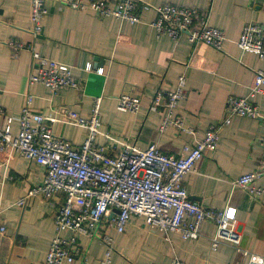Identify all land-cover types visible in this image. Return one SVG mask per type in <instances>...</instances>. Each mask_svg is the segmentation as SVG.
<instances>
[{
  "label": "crops",
  "instance_id": "1",
  "mask_svg": "<svg viewBox=\"0 0 264 264\" xmlns=\"http://www.w3.org/2000/svg\"><path fill=\"white\" fill-rule=\"evenodd\" d=\"M116 1V0H111ZM146 6L138 11L139 21L129 23L113 16L100 17L92 9L77 10L46 0L41 31L31 33V0H0V106L18 116L27 94L31 111L41 113L53 133L76 147L86 129L70 122L67 112L87 117L93 101L100 97L101 125L95 143L116 154L125 144L145 149L155 143L162 152L179 156L212 127H218V142L207 149L195 170L186 173L183 184L191 200L215 210L236 208L239 246L264 256V197H255L233 181L255 170L260 162L264 136V87L253 97L257 118L235 116L220 125L226 99L246 96L254 72L264 69V60L242 51L236 40L245 23L264 25V0H138ZM171 3L207 12L210 25L221 29L226 40L221 49L194 45L186 34L177 40L158 34L151 26L155 7ZM28 45L12 55L9 42ZM32 50L63 63L80 82V88L52 92L43 84H29L35 71ZM97 58V59H96ZM99 59V60H98ZM86 63L91 69L86 70ZM97 68L103 72L98 73ZM185 75V98L176 113L193 135L168 126L159 131L162 113L148 102L174 89L179 75ZM121 93L138 95L142 105L136 112L121 111L116 98ZM19 130L18 121L11 133ZM46 169L18 154L0 151V264H43L55 233V209L63 202L54 197L51 206L40 195L25 197L32 186L43 182ZM264 187V175L255 181ZM24 198L22 205L16 201ZM104 219L98 233L113 232ZM104 230V231H103ZM215 225L205 221L200 236L185 240L176 231L163 232L131 216L122 233L114 235L109 264H170L174 256L184 264H246L247 257L231 244L210 248ZM64 237L71 231H64ZM82 253L64 264H100L106 245L98 237L80 235Z\"/></svg>",
  "mask_w": 264,
  "mask_h": 264
},
{
  "label": "built area",
  "instance_id": "2",
  "mask_svg": "<svg viewBox=\"0 0 264 264\" xmlns=\"http://www.w3.org/2000/svg\"><path fill=\"white\" fill-rule=\"evenodd\" d=\"M46 0H31V33L37 36L42 27V18L46 14ZM72 9H92L100 17L113 16L135 23L145 3L138 0H53ZM155 19L151 26L158 34L168 35L177 40L186 34L194 45L204 44L221 49L226 36L224 32L209 23L207 12L196 7L177 6L163 3L155 7ZM242 51L256 54L264 60V25L258 22L245 23L236 40ZM12 55L19 50L29 48L20 41L9 42ZM35 71L29 75V84L40 83L52 92L63 89L80 88V82L73 76L69 66L43 56L32 50ZM86 70L91 64L86 63ZM102 73V68H97ZM185 75L177 78L174 89L165 91L162 96L149 100L150 107L156 106L162 113L159 131L168 126L179 133L193 135L194 130L186 127L181 116L175 111L180 100L185 98ZM264 87V69L254 72L249 92L246 96H232L226 99L225 116L222 125H228L235 116L257 118L258 107L253 97ZM32 95L27 94L18 116L9 115L0 106V151L15 153L33 160L45 167L43 182L32 186L25 197L40 195L51 206L54 197L61 196L63 202L55 209V233L46 252L43 264L70 263L82 253L78 242L80 235L98 237L106 245V251L100 264H109L112 257L114 234L122 233L131 216L141 217L146 225L165 233L179 232L183 239H196L200 236L201 225L209 221L215 225L210 238V248L226 243L247 257L246 264H264V256L241 249V235L236 224V208L226 205L215 210L202 206L190 199L183 177L195 170L204 151L214 149L218 142V127H210L202 139L193 146L184 147V154L169 155L160 150L155 143L145 149H136L125 144L116 154L107 152V147L95 143L98 128L100 97L93 101L87 117L67 112L70 122L86 129L83 142L74 147L70 141L57 136L45 122L41 113L31 111ZM116 107L121 111L136 112L142 105L138 95L121 93L116 98ZM16 120L19 130L11 133V124ZM262 152L257 168L239 175L233 184L246 189L255 197H264V187L255 185V181L264 175V136L260 138ZM3 180L0 179V193ZM24 198L16 201L22 205ZM108 219L107 228L113 232L98 233L101 223ZM4 228L0 226V231ZM64 231L71 236L64 237ZM104 231V230H103ZM153 264V263H148ZM170 264H184L174 256Z\"/></svg>",
  "mask_w": 264,
  "mask_h": 264
},
{
  "label": "water",
  "instance_id": "3",
  "mask_svg": "<svg viewBox=\"0 0 264 264\" xmlns=\"http://www.w3.org/2000/svg\"><path fill=\"white\" fill-rule=\"evenodd\" d=\"M97 59V58H96ZM99 60V59H98ZM114 213H118V210L117 209H113L110 216H112ZM85 264V263H84Z\"/></svg>",
  "mask_w": 264,
  "mask_h": 264
}]
</instances>
